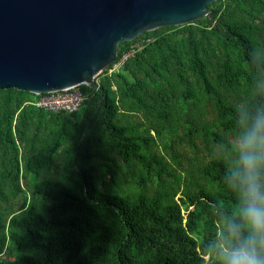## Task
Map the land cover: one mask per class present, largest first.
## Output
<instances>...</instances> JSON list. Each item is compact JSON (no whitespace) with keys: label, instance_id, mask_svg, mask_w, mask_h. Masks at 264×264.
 Instances as JSON below:
<instances>
[{"label":"trees","instance_id":"16d2710c","mask_svg":"<svg viewBox=\"0 0 264 264\" xmlns=\"http://www.w3.org/2000/svg\"><path fill=\"white\" fill-rule=\"evenodd\" d=\"M208 7L120 42L75 111L0 89V264H219L241 109L264 104V0Z\"/></svg>","mask_w":264,"mask_h":264},{"label":"water","instance_id":"95a60500","mask_svg":"<svg viewBox=\"0 0 264 264\" xmlns=\"http://www.w3.org/2000/svg\"><path fill=\"white\" fill-rule=\"evenodd\" d=\"M216 0H0V89L34 94L81 84L116 58L120 42L214 17Z\"/></svg>","mask_w":264,"mask_h":264},{"label":"clouds","instance_id":"9594fccd","mask_svg":"<svg viewBox=\"0 0 264 264\" xmlns=\"http://www.w3.org/2000/svg\"><path fill=\"white\" fill-rule=\"evenodd\" d=\"M241 118L238 162L228 175L238 209L226 222L219 264H264V104L241 109Z\"/></svg>","mask_w":264,"mask_h":264},{"label":"built area","instance_id":"2783aa9c","mask_svg":"<svg viewBox=\"0 0 264 264\" xmlns=\"http://www.w3.org/2000/svg\"><path fill=\"white\" fill-rule=\"evenodd\" d=\"M125 58L126 56L122 59V61ZM121 63L122 62L114 64L110 71L118 69ZM78 86L65 88L59 91L36 94L33 99V103L39 108L50 111H75L80 107L84 99V96Z\"/></svg>","mask_w":264,"mask_h":264},{"label":"rangeland","instance_id":"374dc122","mask_svg":"<svg viewBox=\"0 0 264 264\" xmlns=\"http://www.w3.org/2000/svg\"><path fill=\"white\" fill-rule=\"evenodd\" d=\"M135 45H139V43L137 42V43H135ZM95 77H96V76H95ZM189 208H190V207H189ZM221 233H222V230H219L218 235L221 236ZM204 257H205L206 260H208V255H205Z\"/></svg>","mask_w":264,"mask_h":264}]
</instances>
